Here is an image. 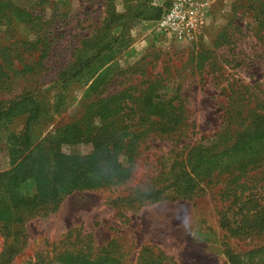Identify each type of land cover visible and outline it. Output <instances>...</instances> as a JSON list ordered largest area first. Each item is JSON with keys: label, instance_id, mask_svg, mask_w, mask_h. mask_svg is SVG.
<instances>
[{"label": "rangeland", "instance_id": "obj_1", "mask_svg": "<svg viewBox=\"0 0 264 264\" xmlns=\"http://www.w3.org/2000/svg\"><path fill=\"white\" fill-rule=\"evenodd\" d=\"M168 1L0 0V107L27 96L0 121V264H264V0H209L191 44L154 31ZM118 36L91 92L75 64ZM57 159L104 174L51 199Z\"/></svg>", "mask_w": 264, "mask_h": 264}, {"label": "trees", "instance_id": "obj_2", "mask_svg": "<svg viewBox=\"0 0 264 264\" xmlns=\"http://www.w3.org/2000/svg\"><path fill=\"white\" fill-rule=\"evenodd\" d=\"M162 11H163V8L157 9V11L153 15H150L149 17L156 20L159 18ZM119 36L113 38L114 39L113 44L110 43L109 41L103 42L97 48V50L95 52H93L89 58H87V60L79 61L75 64L73 73L79 74L80 72L83 71L84 68L94 66L95 63H98V67H99L98 71H97L96 75L91 79V81L88 85V88L91 92L97 91L100 88V86L107 80V78L112 73L117 71V68L119 67L118 62L116 59L112 58L111 51H112L114 44L118 42ZM106 50L109 52H107ZM105 55L107 56V58H105ZM25 98H27V96L19 98L18 101L13 102L9 107H6V108L0 107V121L2 120V117H1L2 115L7 116L9 113V110L12 107H14L15 104L22 102V100ZM40 110H41V106L36 102L33 115L29 116L26 120L25 130L23 132L25 141H28V139H29L28 138L29 121L32 119V117L37 116L38 113H40ZM108 111L109 112L113 111V108H108ZM153 123L156 124L157 123L156 120H153ZM108 129L109 128L105 129V132H108L109 131ZM100 131H101V129H100ZM263 136H264V132H260V133L256 134L254 137L260 138ZM236 143L237 142H235V144ZM95 149L97 151H99L100 154H103L105 152V150L107 151V149H105V144H104L103 140H100L99 142L95 143ZM105 153H108L107 155L113 159V161L115 162V165H116V167L114 169H110V172L112 173V175L118 176L119 173L122 171V169H121V166L119 165V161L117 159V154L116 153L114 154L113 152L110 153V150H108ZM28 155L25 156L23 159L27 158ZM195 156L198 157V154L196 153ZM58 158L60 159V156H58ZM59 159H57L53 165L48 166L47 170H45V172H44V175L46 176V179H47V181H46L47 191H48V194H49L51 199L58 198V200H59L61 198V196L63 195V193L64 194L69 193L74 187L79 188V187L91 186L92 185L91 180H93V181H95L97 179L100 180L101 179L100 177L104 174L103 173V167H97L94 169H88V173L91 172V175H90L91 180H89L88 176H86L82 173H78V174H72L73 175V181H71V182L65 181L64 176L70 175V172H66L67 168H65L63 166V164L58 162ZM85 159H87V158H85ZM24 162H25V160H23L21 162V165L24 164ZM33 170H34V168H29L28 171L32 172ZM125 170H127V169L125 168ZM207 171L210 172L211 168H208ZM20 172H22V171H20Z\"/></svg>", "mask_w": 264, "mask_h": 264}, {"label": "built area", "instance_id": "obj_3", "mask_svg": "<svg viewBox=\"0 0 264 264\" xmlns=\"http://www.w3.org/2000/svg\"><path fill=\"white\" fill-rule=\"evenodd\" d=\"M209 0H169L154 31L183 44L197 41L210 11Z\"/></svg>", "mask_w": 264, "mask_h": 264}]
</instances>
